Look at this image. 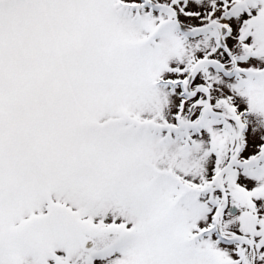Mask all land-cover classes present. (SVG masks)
I'll use <instances>...</instances> for the list:
<instances>
[{"label": "snow or ice", "instance_id": "6c2138e0", "mask_svg": "<svg viewBox=\"0 0 264 264\" xmlns=\"http://www.w3.org/2000/svg\"><path fill=\"white\" fill-rule=\"evenodd\" d=\"M0 264H264V0H0Z\"/></svg>", "mask_w": 264, "mask_h": 264}]
</instances>
